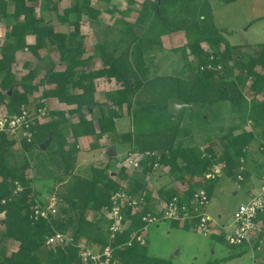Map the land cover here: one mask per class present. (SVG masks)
<instances>
[{
    "label": "rangeland",
    "instance_id": "obj_1",
    "mask_svg": "<svg viewBox=\"0 0 264 264\" xmlns=\"http://www.w3.org/2000/svg\"><path fill=\"white\" fill-rule=\"evenodd\" d=\"M155 1L157 4L158 0H110L108 4L103 0H90L89 4L95 10L93 15H87L84 9L79 17V35L76 40L82 39V57L91 56L92 62L99 66L101 51L112 52L115 58L122 60L121 79H129L131 85L139 82L136 89L129 95L130 102L123 104L122 114L115 118L114 131L103 134L105 138L102 140L88 141L85 146L86 155L77 156V160L73 162L68 173L63 174V165H58L56 160L47 156V151L53 149L50 145L52 137L45 149L40 148V143L49 138L46 139L47 133L51 135L46 127L38 129L33 137L34 145L30 150H24L18 142L12 145L9 163L20 165L28 161L27 174L36 177L33 186L41 192L39 198L47 200L53 196L55 204L58 199V206L61 207L66 205L62 199L65 198L62 197L64 195L78 199L71 190L73 187L83 185L84 180H90L93 176L92 169L103 170L111 174V179H118L120 163L127 152L134 151V147L152 148L160 154V157L163 154L169 157L168 150L175 147H196L205 153V148L211 146L219 153L222 139L228 133L252 131L253 138L244 150V157L239 159L238 165L236 162L235 169L228 172L226 164L216 165L220 170L214 180H209L212 183L211 194L205 211L207 210V213L217 222L222 220L228 223L238 205L246 202L247 188L251 187L248 191L255 190L260 183L261 174H264L262 146L264 145V120L259 119L258 113L250 110L243 112L240 107L233 106L229 100H216V87L221 83L219 80L209 86L206 95L205 91L197 88L192 97L189 96L192 100L188 98V103L181 99L182 96L179 93L176 94L177 98L172 97L174 91H177L176 79L189 74L190 65L194 66L196 60L186 47L187 35L192 34L194 29L188 31L179 29L159 35L158 30L153 28ZM73 2L74 0H37L35 9L43 17V22L54 23L57 31L69 33L74 30V26L69 23V20L59 23L57 16ZM54 3L55 9H53ZM164 4L165 16L171 23L189 25L192 28L210 27L220 31L233 53V58L228 61L231 74L222 78V81L233 80L238 83V90L244 96L246 106H249L248 103L254 97L264 100V92L254 95L248 88L247 85L251 84L252 77L235 62V60L239 62L242 60L241 56L234 52V47H241L240 52L247 61L255 54L254 49L264 44V0H234L232 2L164 0ZM12 11V1L8 0L9 17H0V37H3L7 25L13 22L10 16ZM75 16L70 13L68 19L74 21ZM133 28L136 31L135 35L131 32ZM201 47L209 51V46L205 42L201 43ZM220 47L222 49L224 45L221 44ZM20 51L24 53V56H19L11 68L17 81L29 70H36L39 77L38 74L47 67L57 68L61 61L58 51L48 45L40 48L36 53H31L27 49ZM253 70L263 73L264 67L257 65ZM238 75L241 76L240 82H237ZM32 82H35L34 78ZM94 83L96 92L94 98L96 101L102 99L99 103L106 101L107 93H112L123 85L122 80L114 77H98L94 79ZM18 89L21 88L18 86ZM44 89L40 87L38 91L31 94L28 97L29 102L36 103ZM71 90L78 91L76 87ZM170 101L188 105L181 108L177 114L168 116L164 111V105ZM2 109L3 105H0V114L3 113ZM89 110L97 112L94 105L89 107ZM48 111L49 115L44 118L43 125L55 119L51 111L49 109ZM68 126V124L64 126L65 131L68 130ZM68 139L69 142L72 141L71 138ZM102 148L112 149L114 155L107 156ZM251 153L256 154V160L250 159ZM178 161L180 163V160ZM241 167L244 180L240 183L236 181V176ZM124 172L128 177H140L137 173H131L128 168ZM181 175L182 178H180ZM184 178H190V176L184 171H175L172 168L169 170V165L163 164L154 171L153 176L145 177V185L151 188V193L156 199L159 187L171 189L175 187L178 192L186 189L187 187H181L180 183ZM126 180L127 178L120 183ZM199 181L196 179V182ZM106 213V210L98 213L88 211L86 217L90 224L86 225L85 231L92 236H97L99 231L96 228L102 226L107 220ZM219 214H221L220 218ZM2 218L1 213L0 233L4 229L1 223ZM261 236V242L253 240L250 244L230 247L218 237H206L194 228H185L183 225L173 226L169 220L161 219L148 222L145 250L150 256L169 259L172 264H264V230ZM16 247L17 242L0 234V250L4 254H8ZM47 250L42 247V251ZM238 252L241 254L234 256Z\"/></svg>",
    "mask_w": 264,
    "mask_h": 264
},
{
    "label": "trees",
    "instance_id": "obj_2",
    "mask_svg": "<svg viewBox=\"0 0 264 264\" xmlns=\"http://www.w3.org/2000/svg\"><path fill=\"white\" fill-rule=\"evenodd\" d=\"M11 1L13 11L10 16L13 18V22L7 25L3 37H0V105H3V113L17 114L22 106L37 108L42 106L43 103L41 101L46 96L57 97L66 104H74L75 107L66 111L50 112L55 119L50 120L45 125L43 123L35 124L32 127L31 132L33 133L29 141L25 137L17 140L6 134L0 135V214H3L1 223L4 226L0 234L17 242V247L8 254H4L0 250V264H87L79 258L80 246L76 245L75 242L79 238H84L88 245L105 244L108 241L106 234L108 220H105L102 226L96 228L99 231L98 235L92 236L85 231L86 225L90 224L86 213L88 211L98 213L105 208L109 209L111 206V194L117 189H122L120 181L125 178L128 181L127 192L136 194L145 190V200L149 202L151 191L145 185L144 176L152 170V165H145L140 177H128L124 172V168H120L119 177L116 180L111 179V174L103 170L92 169L93 176L90 180H84L83 185H79L76 188L73 187L71 190L78 199L72 198L70 195H64L62 197L65 198L62 199L66 205L59 207L57 199L56 212L54 214H50L46 218L41 216L35 218V205H45L48 203V199L39 198L41 192L33 186L36 177L27 174L28 161H24L20 165L9 163L10 147L18 142L24 150H30L34 145L33 137L38 132V129L46 127L51 132V143L54 145V149L47 151V156L52 160H56L58 165H63V174L68 173L72 168L73 162L79 156L78 138L88 135H95L98 138L103 134L114 131L115 118L122 114L121 108L123 104L130 102L129 95L136 89L139 82L131 85L129 79H121L122 60L115 58L112 52L101 51L99 55L101 64L99 66L92 62L91 56L82 57V39L76 40L79 35L78 22L84 9H86L87 15H93L95 10L89 4L90 0H74L71 5L63 9L61 14H58L57 21L59 23L69 20V23L74 26V30L69 33L57 31L54 23L43 22V17L35 9L37 0ZM103 1L110 3V0ZM220 1L232 2L234 0ZM7 6L8 0H0L1 18L9 17ZM153 7V28L158 30L159 35L179 29H185L186 31L194 29L192 34L189 33L187 35L188 42L186 47L189 53L195 56L196 60L194 66L190 65L191 71L189 74L187 73L176 79L175 89L179 92L174 91V96L172 97L177 98L176 96L179 93L182 96L181 99L188 103L189 96L193 95L197 88L205 91L206 93L204 94L206 95L208 94L209 86L219 80L221 83L216 87V100H229L233 106L240 107L243 112L250 110L253 113H258L259 119L264 120V100L254 97L248 103L249 106H246L243 100L244 96L238 90V83L233 80L222 81V78L231 74L228 61L233 58V53L220 31L210 27L192 28L189 25L171 23L165 16L166 7L164 0H160L159 4H156L155 1ZM55 8L56 4L54 3L53 9ZM70 13L76 15L74 21L68 19ZM131 32L133 35L136 34L134 28ZM30 35L33 36L32 43L27 42V37ZM202 42L209 46V51L201 47ZM221 44L224 45L222 48L224 50L221 49ZM46 45L54 47L58 51L61 59L59 66L57 68L47 67L38 74L39 77L36 70H29L17 81L11 68L18 57L24 54H19L18 52L27 49L31 53H36ZM240 49L241 47H234V52L241 56L242 62L237 60L235 62L241 65L246 74L252 77L251 84L247 85L248 88L254 95L262 94L264 92V71L259 73L253 68L257 65L264 67V44L260 45L258 49L255 48V54L247 61L243 58V53L240 52ZM222 51L225 52L223 53ZM221 53L223 54L221 55ZM210 56H213V58L211 59ZM219 62L223 64L222 70L218 71L207 67L210 63L216 64ZM201 67L203 68L201 69ZM98 77H114L117 80H122L123 83L121 88L112 93H107V99L103 103H99L94 98V79ZM33 78L35 82H32ZM237 80V82H240L241 76L238 75ZM44 85L49 87L46 88ZM18 86L21 88L20 90ZM40 87L45 89L37 102L31 104L28 97L38 91ZM74 87L79 89L80 92H73L71 89ZM203 91L201 92L203 93ZM93 105L97 109L96 113L89 110V107ZM164 111L168 116H172L167 111V104L164 105ZM66 113L73 116L70 121ZM88 115H90V118L86 117ZM66 124L69 125L67 131L64 129ZM48 137L47 133L46 139ZM67 137L71 138L72 141L69 142ZM252 138V131L242 130L237 134L228 133L222 139L224 142L220 140L222 143L219 153L211 146L205 148V153H202L196 147H175L168 150L170 153L169 157L164 154L160 157V163L169 165V170L172 168L175 171H184L189 176L203 175L210 172L215 165L221 163L228 166V172H232L236 167V162V165H238L239 159L244 157V150ZM262 146L264 150V145ZM133 150L154 149L134 147ZM178 160H180V163ZM180 178H182V175ZM207 182V184L201 182L190 183L188 190L184 192L189 194L191 188L201 186L205 189L210 200L212 183L211 181ZM157 192L162 197L161 199H169L176 191L170 187H159ZM153 208L154 206L146 203L143 204L138 212H132L130 207L126 206L121 209L123 216L129 220V225L126 230L114 235L111 239L112 246L119 245L116 252L121 264H172L169 259L148 255L145 250V244H140L135 240L134 236L147 225V221L143 220V216L153 215ZM260 218L262 220V231L264 230V213ZM170 222L173 226L183 225L185 228L190 227L178 220H170ZM56 232L72 235L75 242L67 243L64 246L47 247L45 245L46 237ZM211 236L224 240L222 234ZM127 242H130V244H127ZM42 247L48 250L44 252ZM240 252L234 254V256L240 255Z\"/></svg>",
    "mask_w": 264,
    "mask_h": 264
},
{
    "label": "built area",
    "instance_id": "obj_3",
    "mask_svg": "<svg viewBox=\"0 0 264 264\" xmlns=\"http://www.w3.org/2000/svg\"><path fill=\"white\" fill-rule=\"evenodd\" d=\"M212 59L213 56H210ZM208 68L216 70H222V63H210L207 65ZM203 67H201L202 69ZM37 102V101H36ZM43 104L37 108H29L22 106L17 114H0V135L6 134L9 137L20 140L25 137L28 141L31 139L32 127L35 124L43 123L49 115L48 108L45 104V100L41 101ZM18 137V138H17ZM145 165H152V170L144 176H153L154 171L161 167L160 154L155 150H144V151H129L126 153L120 163V167L127 171V168L137 175H141L142 169ZM220 168L214 166L210 172L205 174H196L190 176V178H184L181 183V187L186 186V189L178 190L174 187L175 194L169 199H161L156 193V199L153 197V193L150 194L149 202H146L145 195L146 191L142 190L141 193H129L128 181L121 182L122 189L115 190L110 196L111 206L105 208L106 216L108 220L106 234L108 241L103 245L87 244L84 238H79L76 242L72 235L62 234L59 232L54 233L46 237L45 245L47 247L64 246L67 243H76L80 246L79 258L82 262L87 264H121L116 252L119 247L111 245V239L114 235H117L128 228L129 220L126 219L122 214V208L130 207L132 212H138L143 204H150L154 206V214L151 216H143V220L148 222L157 220H178L183 224L189 225L191 228L198 230L202 235L210 237L211 235L222 234L225 243L230 247L239 246L242 244H250L261 231L262 220L261 215L264 213V174L260 180L258 187L253 190L251 189L248 194L246 202L241 203L235 209L233 217L230 222L218 223L212 218L209 213L205 211L209 203L208 195L204 188L193 187L190 193L187 194L184 191L188 190L190 183L196 182L197 180L206 183L209 180H214L218 174ZM243 168L237 172L236 181L242 182ZM129 175V174H128ZM131 177V176H130ZM196 178V179H195ZM151 179V178H150ZM148 179V181L150 180ZM191 180V181H190ZM199 181V182H200ZM237 185H240L237 183ZM239 187V186H238ZM19 190V188H17ZM151 191V188H148ZM35 218L37 216L48 217L50 214L56 212V204L54 197L48 199V203L45 205H35ZM196 218V219H195ZM147 226V225H146ZM146 226L140 230L135 236V240L140 244H145ZM260 242V240H259ZM130 244V242H127Z\"/></svg>",
    "mask_w": 264,
    "mask_h": 264
},
{
    "label": "crops",
    "instance_id": "obj_4",
    "mask_svg": "<svg viewBox=\"0 0 264 264\" xmlns=\"http://www.w3.org/2000/svg\"><path fill=\"white\" fill-rule=\"evenodd\" d=\"M1 31V30H0ZM0 36H1V34H0ZM27 42L28 43H32L33 42V36L32 35H30V36H28L27 37ZM19 54H22L21 52H18ZM43 72V71H42ZM44 87H46V88H48L49 86L48 85H44ZM78 91H76L75 93H79L80 92V90L79 89H77ZM94 95H96V92L94 93ZM44 100H45V104H46V106H47V108L52 112V111H58V110H70V109H73L74 107H75V105L74 104H66L65 102H62V101H60L57 97H54V96H46V98H44ZM102 99H99L98 100V102H100ZM95 112V111H94ZM66 115H68L67 113H66ZM69 117H68V119H69V121H70V119H72V117L73 116H70V115H68ZM87 118H90V115H88V116H86ZM105 135V134H104ZM102 136L101 138H96L95 137V135H88V136H80L79 138H78V140H77V142H78V145H77V147L78 148H80L79 149V152H78V154H79V156L81 155V154H84V156L86 155V152H85V146H86V143H88V141H92V142H95V141H97V140H102L103 138H105V136ZM67 139H68V137H67ZM69 140V139H68ZM95 140V141H94ZM94 145H96L95 143H94ZM102 145V143L100 144V146ZM51 146H52V148L54 149V145H53V143H51ZM100 149V148H99ZM102 151H104V152H106V155H107V152H108V150H106V149H104V148H102ZM99 154H101L100 152H99ZM83 156V157H84ZM250 159H253V160H256V154L255 153H251L250 155ZM263 175V173L261 174V178L263 177L262 176ZM261 180V179H260ZM252 185V184H251ZM251 187H248L247 188V194H249V192H248V190L250 189ZM248 199V198H247ZM206 212H207V210H206ZM218 217L220 218L221 217V214H219L218 215ZM223 221L222 220H218V223H222ZM261 234H262V231H260L258 234H257V236H256V238L254 239V241H256V240H260V242L262 241V236H261Z\"/></svg>",
    "mask_w": 264,
    "mask_h": 264
},
{
    "label": "water",
    "instance_id": "obj_5",
    "mask_svg": "<svg viewBox=\"0 0 264 264\" xmlns=\"http://www.w3.org/2000/svg\"><path fill=\"white\" fill-rule=\"evenodd\" d=\"M157 4H159V0L157 1ZM188 104L183 103V102H178V101H170L167 104V111L172 114L175 115L179 112V110L183 107H186ZM51 140V135H49V138L44 141L43 143L40 144V148L41 149H45L46 145H48V143ZM114 155V151L112 149H109L107 152V156H112Z\"/></svg>",
    "mask_w": 264,
    "mask_h": 264
}]
</instances>
